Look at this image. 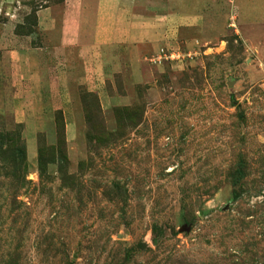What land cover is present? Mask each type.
Instances as JSON below:
<instances>
[{
    "label": "rangeland",
    "instance_id": "obj_1",
    "mask_svg": "<svg viewBox=\"0 0 264 264\" xmlns=\"http://www.w3.org/2000/svg\"><path fill=\"white\" fill-rule=\"evenodd\" d=\"M0 264H264V0H0Z\"/></svg>",
    "mask_w": 264,
    "mask_h": 264
}]
</instances>
